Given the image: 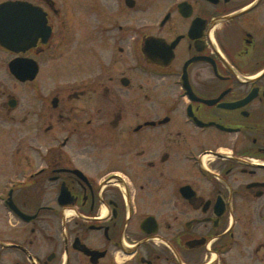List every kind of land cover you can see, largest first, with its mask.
<instances>
[{
  "label": "flooded vegetation",
  "instance_id": "1",
  "mask_svg": "<svg viewBox=\"0 0 264 264\" xmlns=\"http://www.w3.org/2000/svg\"><path fill=\"white\" fill-rule=\"evenodd\" d=\"M23 1L0 264H264V0Z\"/></svg>",
  "mask_w": 264,
  "mask_h": 264
},
{
  "label": "water",
  "instance_id": "2",
  "mask_svg": "<svg viewBox=\"0 0 264 264\" xmlns=\"http://www.w3.org/2000/svg\"><path fill=\"white\" fill-rule=\"evenodd\" d=\"M46 21L42 9L29 2L5 1L0 4V43L18 50L22 43H37L41 36L47 40L51 28Z\"/></svg>",
  "mask_w": 264,
  "mask_h": 264
},
{
  "label": "rangeland",
  "instance_id": "3",
  "mask_svg": "<svg viewBox=\"0 0 264 264\" xmlns=\"http://www.w3.org/2000/svg\"><path fill=\"white\" fill-rule=\"evenodd\" d=\"M77 1L78 0H76V3H77ZM78 13L80 15L77 14V16L75 17V20H73V21H74V23L77 21L78 27L76 30H78V29L81 30V32H79V38L81 39L80 43H86L85 36H83V34L85 35V31H86V27H87V25L85 23L86 16L83 12H78ZM12 224H17V222L14 219H12Z\"/></svg>",
  "mask_w": 264,
  "mask_h": 264
}]
</instances>
